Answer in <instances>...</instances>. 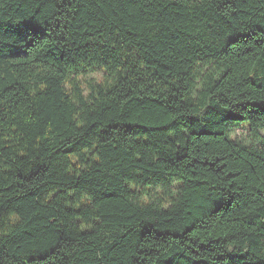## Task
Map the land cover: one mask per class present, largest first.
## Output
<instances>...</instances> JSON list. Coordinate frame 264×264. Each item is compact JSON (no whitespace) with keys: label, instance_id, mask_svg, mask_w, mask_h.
<instances>
[{"label":"trees","instance_id":"1","mask_svg":"<svg viewBox=\"0 0 264 264\" xmlns=\"http://www.w3.org/2000/svg\"><path fill=\"white\" fill-rule=\"evenodd\" d=\"M0 264H264V0H0Z\"/></svg>","mask_w":264,"mask_h":264},{"label":"rangeland","instance_id":"2","mask_svg":"<svg viewBox=\"0 0 264 264\" xmlns=\"http://www.w3.org/2000/svg\"><path fill=\"white\" fill-rule=\"evenodd\" d=\"M235 136L237 139L243 141V142H249L250 141V134L248 129L245 126H240L236 129Z\"/></svg>","mask_w":264,"mask_h":264}]
</instances>
